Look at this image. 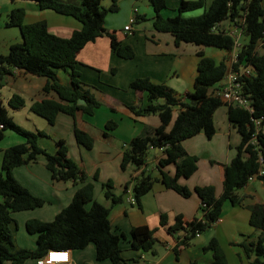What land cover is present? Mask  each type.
Listing matches in <instances>:
<instances>
[{"label": "trees", "instance_id": "16d2710c", "mask_svg": "<svg viewBox=\"0 0 264 264\" xmlns=\"http://www.w3.org/2000/svg\"><path fill=\"white\" fill-rule=\"evenodd\" d=\"M41 9L50 8L57 12L78 18L82 25L70 35L64 36L51 31L46 20L26 23L24 7H14L9 13L7 26H19L23 39L11 44L7 53L0 52V89L6 83V77L15 67L26 72L47 77L44 92H55L56 97H43L32 102L31 109L38 115L55 123L59 112L76 116L78 111L93 114L102 101L96 96L90 85L82 79L78 68L80 50L98 36L108 34L112 49L121 57L131 58L135 55L133 46L119 40L114 31L106 27L109 11L119 9L118 0L104 5L103 0H34ZM153 7V26L160 31L171 32L176 43L193 42L199 45L214 46L227 51L235 48L236 38L226 28L239 25L243 28V43L238 48V59L234 68L252 65L251 74L239 77L242 92L250 99L252 110L247 107L228 104L229 118L241 134L237 144V153L224 164V188L216 194L214 184H200L194 190L201 198L200 215L187 219L178 213L171 224L168 214L162 213L160 222L167 230L176 234L179 252L180 245H189L191 240L215 223L221 216L226 201L239 203L242 197L238 190L246 185L253 174H258L264 166V52L259 51V44L264 40V7L262 0H181L178 12L165 15L167 0H149ZM203 8L197 15L186 16L183 13ZM138 18V17H137ZM201 58L194 89L188 93L187 100L182 99L175 89L165 82H155L148 76H139L131 80L129 86L147 94V102L131 104L130 108L137 114L157 113L162 123L149 127L131 138L123 149L121 165L126 168L130 162L138 166L147 163L150 152L159 148L163 154L159 158L160 176H154L143 169L125 184L119 193L115 191L113 179L103 182L105 196L111 204L106 205L94 197V182L88 180L84 165L70 154L66 139L57 140L55 151H50L40 144V138L47 133L43 130L29 129L15 120L10 109H20L26 104V98L19 92H13L4 103L0 99V139L5 137L8 129L21 135L24 140L11 144L2 150L0 166V264H26L27 259L45 256L50 249L84 248L89 243L96 246L98 259L109 258L113 264H122L126 260L122 241L124 233L112 228L110 218L112 207L125 200L132 187L138 203L141 197L150 191L157 180L166 187L173 188L184 196L192 194L193 189L180 181L181 177L191 176L198 168L199 155L190 153L183 141L204 130L209 137L216 132L214 112L225 103L219 95L228 71L225 58L218 60L199 51ZM69 72L71 83H62L58 71ZM115 70V68H114ZM195 99L192 102L191 99ZM175 108L179 111L170 128ZM262 117L258 132L252 117ZM117 125L114 120L106 123V129ZM108 134L107 131L104 132ZM76 138L87 148L94 145V135L76 125ZM256 138V141L254 139ZM46 157V165L54 179L82 182L71 201L65 205L51 220L37 217L28 218L26 228L37 234L36 246L15 245L12 223L14 211L42 206L47 199L35 194L14 174V167L38 156ZM262 158V159H261ZM212 159V162H215ZM169 164L175 165V172L163 169ZM264 178V173L259 175ZM98 177V174H95ZM91 202L88 207L87 203ZM250 223L258 228L257 239L250 244L241 243L248 264H264V203L258 202L251 207ZM156 228L147 224L135 225L130 233V247L141 251L156 253L158 238ZM204 249L211 250L215 264H226V252L216 236L210 238ZM254 256V257H252ZM37 264V262H36ZM192 264H198L193 260Z\"/></svg>", "mask_w": 264, "mask_h": 264}, {"label": "crops", "instance_id": "0c3cea01", "mask_svg": "<svg viewBox=\"0 0 264 264\" xmlns=\"http://www.w3.org/2000/svg\"><path fill=\"white\" fill-rule=\"evenodd\" d=\"M138 1L128 0L125 15L118 21L113 17L106 23L107 29L114 31L119 40L133 46L135 50L133 57L119 56L112 49L111 38L106 33L88 42L78 54V59L82 60L84 68L86 64L93 65L94 71H87V76L90 74L95 83H91L85 77L86 71L80 70L82 79L88 82L87 84L102 101L93 114L78 111L76 116H73L66 112H59L55 123H50L46 118H38L42 116H38L31 109L32 102L43 97H56V93L43 91L46 76L26 72L18 67L7 75L6 83L0 89V99L4 103L13 92H19L25 96V106L20 109L9 108L10 114L17 122L29 129L45 131L47 135L39 140L42 146L55 151L58 139L67 140L71 156L84 165L88 172V180L94 182L96 199H98V194H104L103 182L110 178L114 181L115 191L119 193L128 180L143 169L154 176L161 174L158 161L163 152L159 148L150 152L147 163L143 165L138 166L133 162H130L126 168L121 165L126 143L147 126L156 127L162 123L157 113L137 114L130 108L131 104L146 103L148 100L144 91H137L129 86L131 80L139 76H148L155 82H165L172 86L182 99L187 100L188 93L194 89V81L198 74V64L201 58L199 51L202 50L218 60L225 58L226 61L232 55L231 51L218 47L210 51V47L206 45L188 41L176 43L171 32L160 31L153 26L154 11L151 3L140 6ZM180 1L167 0L168 7L163 10V13L169 15L167 13L169 6L176 10ZM209 3L210 0H206V5ZM262 4L264 7V0ZM14 7L25 8L26 23L46 20L49 29L60 35L68 36L82 25L81 21L72 15L50 8L41 9L34 0H0V19L4 18V24L0 25V52L2 53H7L12 43L23 39L19 26L5 24ZM201 9L203 10V8L199 10ZM134 15L136 20L132 23V29L125 30V25ZM116 23L121 24L123 28L117 29ZM225 26L229 28L231 25L228 22ZM258 48L260 52H264V42H260ZM103 71H105V76ZM58 77L62 83H71L70 74L64 69L58 71ZM120 89L123 93H120ZM178 111L179 109L175 108L168 128L172 126ZM109 120L117 122L115 128L106 129V123ZM214 121L216 132L212 137L202 130L183 141L190 153L199 155L197 170L189 177L180 178L182 183L193 189L191 195L184 196L177 190L166 187L161 180H157L152 189L142 195L140 203L133 202V197L135 199L136 197L130 187L125 200L112 207L110 214L112 228L126 236L122 241L126 260L122 264H192L193 260L198 264H215L212 251L204 249L205 244L213 236L219 239L226 252V264H248L249 258L241 243L250 244L257 239L259 234L258 228L250 223V216L251 207L255 203H264V178L260 176L250 180L238 190L242 197L241 202H225L220 218L209 227L205 237L202 233L197 234L189 245H180L179 252H176L174 247L178 242L176 234L170 233L160 222L162 213L168 214L171 224L178 213L184 214L187 219L200 215L201 198L194 190L196 185L214 184L217 195L223 192L224 164L236 155V146L241 141V134L229 118L228 104H222L216 109ZM76 125L94 135L93 147L87 148L79 143L75 134ZM105 131L108 132L107 135ZM13 140L14 143H18L24 138L19 135L14 136ZM9 145L0 146V148L4 149ZM212 159L216 161L212 162ZM163 169L174 173L175 165L169 164ZM13 172L31 191L47 199L42 206L13 212L22 231L28 218L53 219L71 201L76 189L82 185V182L54 179L51 170L46 165L44 155L38 156L35 161L31 160L15 166ZM95 174H98V177H95ZM104 204L110 205V199L107 198ZM143 224L156 228L155 234L158 238L155 244L156 253L139 249L127 250L133 249L130 247L132 227ZM36 236L24 234L25 241H20L18 246L35 247ZM69 250V261L54 264H113L109 258L102 261L96 260L94 243H89L84 248ZM29 261L30 258L27 259L26 264L37 262V260Z\"/></svg>", "mask_w": 264, "mask_h": 264}, {"label": "built area", "instance_id": "2783aa9c", "mask_svg": "<svg viewBox=\"0 0 264 264\" xmlns=\"http://www.w3.org/2000/svg\"><path fill=\"white\" fill-rule=\"evenodd\" d=\"M136 16H132L128 24L125 25V30L130 31L132 29V23L135 22ZM236 38L235 48L232 50L231 58L227 61L228 71L223 81V87L219 92L222 100L227 104H233L237 106L247 107L252 110L250 106V99L242 92L241 82L239 77L243 74H251L253 72L252 65H243L239 69L234 68V64L239 61L238 59V48L243 43V28L239 25L230 26L229 30ZM261 42H264L261 41ZM257 126L256 131L258 132L260 126L262 125V117H252ZM4 124L0 122V128ZM256 141V138L254 139ZM262 159V158H261ZM264 173V166L260 168L258 174H253L249 177V180L258 177ZM133 202H136V199L133 197ZM199 234V232H197ZM70 259V250L69 249H50L45 256H42L37 259V264H54L56 262H67Z\"/></svg>", "mask_w": 264, "mask_h": 264}, {"label": "rangeland", "instance_id": "374dc122", "mask_svg": "<svg viewBox=\"0 0 264 264\" xmlns=\"http://www.w3.org/2000/svg\"><path fill=\"white\" fill-rule=\"evenodd\" d=\"M103 2V4L104 5H110L111 4V2H112V0H103L102 1ZM210 2H211V0H210ZM138 3H139V5L140 6H145L146 4H148L149 3V0H139L138 1ZM118 4H119V9L117 10V11H109L108 12V14H107V17H106V23H108V21L111 19V18H116V21H118V19L119 18H122L124 15H125V13H126V11H127V8H128V0H118ZM153 10V9H152ZM178 12V9H174L172 6H169V8H168V10H167V13L169 14V15H172V14H176ZM202 12V9L201 10H199V9H195V10H190V11H186V12H184L183 14L184 15H186V16H190V15H197V14H200ZM4 18L2 17L1 19H0V25H3L4 24V20H3ZM117 24V29L118 28H123V26L121 25V24H118V23H116ZM243 37V36H242ZM210 47V51L211 50H213V49H216L217 47H214V46H209ZM80 64L78 65V68L80 69V70H84V71H86L85 73V77L89 80V81H91V83H95L94 82V80H92V78H91V76H90V74H88L89 76H87V71L88 72H93L94 71V69H93V65H91V64H86L85 66H86V68H84V64H83V62H82V60H80ZM93 70V71H92ZM105 71H103V75L105 76ZM97 81V80H96ZM88 83V82H87ZM118 90V89H117ZM121 91H120V93H123V90L122 89H120ZM38 116H40V115H38ZM38 118H43L44 119V117H38ZM40 120H42V119H40ZM9 134V135H8ZM14 136H19L18 135V133L17 132H15V131H13V130H11V129H8L7 131H6V135H5V137L4 138H2V139H0V146L1 147H4V146H6V145H9V144H12V143H14V140H13V137ZM50 137V136H49ZM2 150H3V148H0V153H1V163H2V157H3V153H2ZM2 165V164H1ZM98 199H100V201H102L103 203H106L107 202V197L105 196V194H98ZM91 205V202H88L87 203V206L89 207L90 205ZM22 210H24V209H22ZM19 211H21V210H17V211H14V213H16V212H19ZM14 213H13V215H14ZM14 217H15V220L13 221V223H12V229H13V233H14V240H15V245H18V243L21 241V242H23V241H25V239H24V234H27V235H37V234H35V233H31V232H29L28 230H27V228H26V226H25V224H24V230H25V233H24V230L22 231V230H20V227L18 226V220H17V218H16V216L14 215ZM209 229L210 228H207L206 230H204L203 232H202V235L205 237L206 236V234H208V231H209ZM37 237V236H36ZM199 238V237H198ZM195 239V238H194ZM127 250H134V249H127ZM125 252H126V250H125ZM96 260H98V261H102V260H104V259H98L97 257H96ZM35 262V259L33 260V258H30V261L29 262Z\"/></svg>", "mask_w": 264, "mask_h": 264}, {"label": "water", "instance_id": "95a60500", "mask_svg": "<svg viewBox=\"0 0 264 264\" xmlns=\"http://www.w3.org/2000/svg\"><path fill=\"white\" fill-rule=\"evenodd\" d=\"M191 100H192V102H195V101H196V100H195V99H193V98H192Z\"/></svg>", "mask_w": 264, "mask_h": 264}]
</instances>
